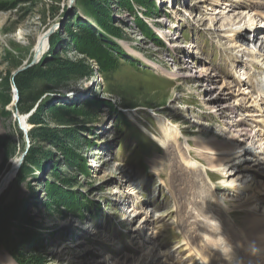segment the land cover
<instances>
[{
    "label": "rangeland",
    "instance_id": "374dc122",
    "mask_svg": "<svg viewBox=\"0 0 264 264\" xmlns=\"http://www.w3.org/2000/svg\"><path fill=\"white\" fill-rule=\"evenodd\" d=\"M102 1L110 34L86 14L80 0H0L2 97L3 77L44 65L55 53L83 60L93 71L60 88L38 80L24 96L21 107L34 108L31 113L39 104L74 106L68 127L78 132L79 142L67 155L31 139V113L21 111L14 84L11 103L4 107L0 101V184L12 161L30 146L39 150L45 168L34 167L21 184L14 183L16 175L0 193L7 202H29L31 223L17 233L20 248L28 254L29 240H43L47 264H219L218 257L228 256L222 251L218 256L215 248L225 246L216 243H241L233 232L250 216L237 209L236 229L223 234L234 221L219 209L218 200L235 209L240 200L234 197L244 194L226 188L224 169H214L211 156L198 152L199 142L224 140L221 128H242L251 139L261 134L252 101L264 98V71L240 49L232 50L233 38H227L233 35L264 53V41L256 37L260 32L246 29L250 18L264 24V0H237L241 6L221 1L211 7L202 0ZM137 15L165 40L138 26ZM210 17L216 18L213 27ZM79 18L91 25L98 43L79 38ZM45 34L48 47L37 58L36 45ZM232 55L242 64L232 65ZM243 91L249 94L246 102ZM236 106L237 114L231 109ZM160 117L180 133L177 143L166 140L162 147L155 141L152 135H163ZM237 119L245 120L239 124L243 127H236ZM262 138L256 137V145ZM185 160L200 167L193 170ZM10 262L17 264L0 247V264Z\"/></svg>",
    "mask_w": 264,
    "mask_h": 264
},
{
    "label": "bare ground",
    "instance_id": "6f19581e",
    "mask_svg": "<svg viewBox=\"0 0 264 264\" xmlns=\"http://www.w3.org/2000/svg\"><path fill=\"white\" fill-rule=\"evenodd\" d=\"M221 1H226L225 2L226 4H229L230 2L243 3V1H237V0L236 1L235 0H202L201 2L208 3L207 5L209 6L210 5L217 6L221 4ZM242 3H239L240 6L243 5ZM209 6H207L208 10H212L210 8L211 6L210 7ZM214 13H216V11L213 12V14ZM214 20H216V18L210 17V21L212 22L211 27L215 26V23L213 22ZM219 21L222 20L220 19ZM247 22H248V27H246V29L253 30V32H255L256 34L260 32V34L256 37H258L261 41H264V29H263L264 24L258 23L256 18H250ZM236 23H237V18L236 20H230L229 24L235 25ZM232 31L237 32L238 29L237 30L233 29ZM232 31H229L227 33L229 34ZM229 37L233 38L231 45L232 50L240 49L239 52L244 53V57H247L249 61L253 63L262 64L261 71H264L263 52L252 51L248 49L245 46V44H240L241 42L239 43L238 39L236 37H233V35H228L227 39H230ZM47 47H48V34H45L39 38L38 44L36 45L37 58H40L45 53ZM231 53L233 54V52ZM230 62L232 63V65L233 64L241 65L242 64L241 62L243 61H239V59H237L235 55H232V57H230ZM170 75H172L173 77L176 76L175 74L172 73H170ZM241 81H242L241 78L237 79V83L241 84ZM242 95L244 96L242 100H245L244 102H246L249 97H245V95H249V94H246L243 91ZM250 98H252V96H250ZM256 99L253 100L252 103L254 104V110L259 114L257 115L261 117V119L257 121L261 125L260 127H262L260 128L261 134L258 133V135L256 134V136L251 139L252 136L249 137L246 133H244L245 130L242 128L240 130H235L233 132L232 130L230 131L228 129L221 128V131L219 132H221L223 136H225L224 140H219V138L216 139V137H214L212 140H208V141L207 139L202 138L201 140L202 142H199L201 145L198 148L199 150L198 152L202 155L211 156L212 160L216 162V166L214 167V169H220V170L224 169L222 170L223 173L222 175L226 174V176L228 177V180L224 181V183L226 184V188L228 187V190L232 191L235 194L238 195L244 194L242 199H239L240 196L234 197V199L240 200L238 204L235 203L233 204L235 209L230 208L228 206V202L225 200L220 199L218 200V202L216 201L217 205L220 207L219 209H221V211L224 212L228 218L229 216L233 217V221H234L233 225L231 223L226 225V230L223 231V234L232 233V229L234 228L236 229L237 217H238V222L240 218L237 214L238 210L241 211L243 210L245 214H249L250 216L249 219L245 218L242 223L240 222V226L242 224L241 230L238 228L239 230L236 229V231L233 232L235 235L238 234L240 236L239 238H241V243L235 244L233 242L230 243L231 241L228 242V244L231 247V252L230 249L226 246L225 242L216 243L217 245L224 244L225 246L224 249L225 252L227 253L226 256H228V259H225V257L224 259L218 257L217 260L219 261V264H248L247 260H249V264H264V166H263L264 163H262L264 160V138H262V140L258 142L259 143L258 145H256L255 142L256 140H258L256 139V137L258 138L261 135H263L264 137V98L260 99L259 102ZM240 107L249 108L246 105L243 106L242 104ZM251 107L253 109V106ZM223 109H222V115L224 114ZM231 109L234 111V113L237 114L236 111L237 106L234 108L232 107ZM247 110L248 109H246V112H248ZM159 121L160 122L158 123H160L161 125L160 127H162L163 135L160 137L152 135L155 141L158 142L160 145H162V147L166 146L167 144L166 140H170L173 143H177L180 133L175 128V126H172L169 123H165V120L162 117L159 118ZM243 121L245 120L244 119L234 120V122H238L235 123L236 127L237 125L238 127H243L241 125L239 126V124L242 123ZM140 127L144 128L142 125H140ZM247 139H250L248 140L250 142L247 143ZM185 163L187 167L193 170L195 168L200 167L199 164L192 163L191 161L185 160ZM232 163H236L237 165H235V167L232 166L231 169L232 168L233 169L230 171L225 169L226 165ZM19 165H20L19 158H16L12 161L9 173L2 178L0 184V193L8 186V184L14 177L15 172L19 168ZM231 202L233 203V201ZM132 212L134 211L131 210L130 213ZM221 216L223 217L222 214ZM244 223H246V226L244 225ZM246 231L250 232L249 233L250 235ZM215 249H216L215 251L218 253V256H220L221 247ZM242 253L244 254L242 255ZM203 260L204 262H206V259ZM163 262L164 264H167L166 261ZM9 264H15V263L10 262ZM112 264H115V262L113 261Z\"/></svg>",
    "mask_w": 264,
    "mask_h": 264
},
{
    "label": "trees",
    "instance_id": "16d2710c",
    "mask_svg": "<svg viewBox=\"0 0 264 264\" xmlns=\"http://www.w3.org/2000/svg\"><path fill=\"white\" fill-rule=\"evenodd\" d=\"M80 1L83 2L85 6L84 9L88 12H86V14H90L93 18H97L98 22L103 26L102 29L110 34L111 31H108V24L103 20L104 16L108 15L107 4L103 3L102 0ZM83 16L85 18L87 17L91 22L92 20L94 21L93 18H89L85 14H83ZM79 19V38L89 40L93 44L98 43L99 39L95 32H93L91 25H88V23L81 18ZM135 21L138 26H142L149 32L151 37L159 39L157 35H154L155 33L150 25L146 24L141 16L137 15ZM115 51L120 53L121 49L116 47ZM92 74L93 71L90 70L85 61H74L66 56L62 57L59 53H55L44 65L32 66L17 73V75L8 73L7 76L3 77L1 79V88L5 96L2 97L0 93V101L4 107L11 103L10 90L13 84L16 86L20 95L18 105L21 107L24 96L34 88V84L38 80L44 81L55 88H60L68 84L73 78L88 77ZM55 98H58V96ZM33 109L32 107H21V111L25 114H30ZM73 111L74 106L70 105L68 102L59 105L53 103H48L46 105L39 104L28 119V122L34 126L30 133L31 139L49 142L58 149L59 152L67 155L70 147L77 146L79 142L78 132L68 127L73 121ZM5 114L9 115L8 112H5ZM121 118L124 119L123 113ZM125 120L127 121L126 118ZM51 122H55L57 127H51ZM42 162L44 161L40 159L39 150L34 146H30L14 183H23L27 176L33 173L34 167H40V169L43 170L44 167H42ZM2 169L3 168H1V171ZM28 204L29 202L27 200L23 202H7L5 197L0 199V247H4L17 264H47L43 240H29L27 244L30 246V251L26 254L20 248L21 244H19L17 239V233H22L26 226L31 223V219L26 212ZM45 208L48 211L51 210L50 206H46Z\"/></svg>",
    "mask_w": 264,
    "mask_h": 264
},
{
    "label": "water",
    "instance_id": "95a60500",
    "mask_svg": "<svg viewBox=\"0 0 264 264\" xmlns=\"http://www.w3.org/2000/svg\"><path fill=\"white\" fill-rule=\"evenodd\" d=\"M30 67H32V66H29L28 68H30ZM26 69H27V68H24L23 70H26ZM23 70H20L19 72H21V71H23ZM19 72H18V73H19ZM15 75H17V73H16ZM14 87H15V90H16V92H17V96H18V99H19L18 90H17V88H16L15 85H14ZM34 111H35V110H34ZM25 156H26V155H23L22 158L20 159V165H19V168H18L17 171L15 172V175H14V177L12 178V180L16 177V175H17V173L19 172V170H20L22 164L24 163ZM12 180H11V181H12Z\"/></svg>",
    "mask_w": 264,
    "mask_h": 264
},
{
    "label": "clouds",
    "instance_id": "9594fccd",
    "mask_svg": "<svg viewBox=\"0 0 264 264\" xmlns=\"http://www.w3.org/2000/svg\"><path fill=\"white\" fill-rule=\"evenodd\" d=\"M226 246L230 249V252H231V247H230V245L227 242H226ZM221 251L225 254L224 249H221Z\"/></svg>",
    "mask_w": 264,
    "mask_h": 264
}]
</instances>
